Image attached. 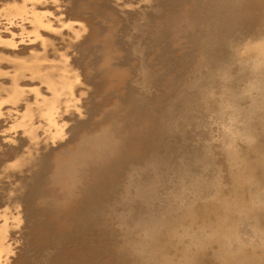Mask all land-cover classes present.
<instances>
[{"label": "rangeland", "instance_id": "rangeland-1", "mask_svg": "<svg viewBox=\"0 0 264 264\" xmlns=\"http://www.w3.org/2000/svg\"><path fill=\"white\" fill-rule=\"evenodd\" d=\"M29 1L0 0V81L45 43L78 71L62 108L0 104V264H264V0Z\"/></svg>", "mask_w": 264, "mask_h": 264}, {"label": "bare ground", "instance_id": "bare-ground-1", "mask_svg": "<svg viewBox=\"0 0 264 264\" xmlns=\"http://www.w3.org/2000/svg\"><path fill=\"white\" fill-rule=\"evenodd\" d=\"M19 1V0H18ZM28 2H30L29 0H27ZM34 1V0H33ZM39 1V0H38ZM37 1V2H38ZM42 0H40L39 2H41ZM127 1V0H126ZM179 1V0H178ZM25 2V1H24ZM35 2H36V0H35ZM38 2V3H39ZM46 1L45 0H43V3L42 4H44ZM55 2H56V0H55ZM68 2H69V0H68ZM137 2V1H136ZM22 3V2H21ZM21 3H18V2H16V1H7L6 3H5V11L6 12H8V13H10L12 16H20V17H23V18H28L29 20H31L33 23H34V25H35V30H37L38 28H40V27H46V26H48V24H49V18L50 19H53L54 20V24L55 25H57V29H59V31L61 30L62 32H64L65 33V28L66 27H68V29L70 30H74L75 31V28L73 27V23H71V22H66L63 18H65V17H60V16H55V14L56 13H54V12H56V11H54L53 12V10L52 11H48V10H45V12L46 13H48L49 15H51V16H48V18L47 17H44L43 19H40L38 16H36L35 14H30L29 12L30 11H26L24 8H23V5L21 4ZM94 3V2H93ZM24 4V3H23ZM30 4V3H29ZM29 4H27V5H29ZM32 4H30L29 5V7L31 6ZM36 5V4H35ZM40 5V4H39ZM47 5V4H46ZM49 5V4H48ZM205 5V4H204ZM34 6V5H33ZM49 6H51V5H49ZM38 7V6H37ZM44 7H46L45 5H44ZM41 8H42V6H41ZM47 8V7H46ZM32 9V8H31ZM41 10V9H40ZM81 11V10H80ZM229 11V10H228ZM41 12V11H40ZM40 12H38V13H40ZM44 12V11H43ZM7 13V14H8ZM60 13H62V11L60 12ZM181 13V12H180ZM253 13V12H252ZM40 15V14H39ZM42 18V17H41ZM257 19V18H256ZM68 20V19H67ZM69 21V20H68ZM75 24V23H74ZM82 24V23H81ZM88 24V23H87ZM78 25H80V24H78ZM233 25V24H232ZM50 27V26H49ZM76 27V26H75ZM85 27V26H84ZM230 27V26H229ZM48 28V27H47ZM52 28H53V26H52ZM82 28H83V25H82ZM81 28V29H82ZM87 28V27H86ZM76 29H77V27H76ZM84 29V28H83ZM83 29H82V31H83ZM99 29V28H98ZM263 29V28H262ZM67 30V29H66ZM68 30V31H69ZM78 30V29H77ZM80 30V29H79ZM225 30V29H224ZM55 31H56V29H55ZM60 31V32H61ZM81 31V30H80ZM86 31V30H85ZM60 32H59V34H60ZM61 32V33H62ZM69 32H71V31H69ZM79 32V31H78ZM73 33V32H72ZM75 33V32H74ZM63 34V33H62ZM71 34V33H70ZM70 34L68 35V36H70ZM77 34H79V33H77ZM76 34V35H77ZM80 34H81V32H80ZM93 34V33H92ZM82 35V34H81ZM37 37H39V36H37ZM46 37V36H45ZM63 37V36H62ZM67 37V36H66ZM71 37H73V35L71 36ZM69 38V39H66V43H63L62 42V44H64V45H62V46H60L61 48H63L64 46H65V44H67V46L68 47H70V48H72V45H70L69 43H74V41L77 39V37H76V39L73 41V39L72 38ZM81 37V36H80ZM101 37V36H100ZM58 38V37H57ZM57 38L54 40V44H56V42H57ZM59 39H61L62 40V38L60 37ZM73 41H71V40ZM78 39H80V38H78ZM77 39V40H78ZM263 40H264V38H262ZM51 40V39H50ZM65 40V39H64ZM46 41H47V39H46ZM56 41V42H55ZM80 41V40H79ZM43 42V41H42ZM49 42V41H48ZM262 42V41H261ZM59 43V42H58ZM61 43V42H60ZM78 43H80V42H78ZM250 43V42H249ZM50 44V43H49ZM258 44V43H257ZM260 44V43H259ZM262 44V43H261ZM38 44H36V46H37ZM76 45V44H75ZM79 45V44H78ZM251 45H253V44H251ZM256 45V44H255ZM43 46H47V44L45 43V44H43ZM43 46H41V44H39V46H37V47H31V48H24V49H26L27 51H25V53H26V55L27 56H19V55H17V54H15V55H11V62H12V64H13V67L11 68V70L10 71H8V73H5V74H7V76H8V81H6V82H2V81H0V104L1 103H3L4 101H9V102H17V101H24L23 103H25V102H27V104H31L33 101H31V98L32 97H34L33 99L34 100H36L37 98H36V96H38V97H40V99H47V101H50L51 103H53V104H55L56 102H57V104L59 103V106H60V104H62L64 101H63V99H64V96H66V94H68V93H70L71 92V89H72V86L73 85H71V80H72V74L71 73H73V72H71V70H72V68H70V66H69V63L67 62V60L65 59V57L66 56H63V55H61V56H63L64 58H61V59H53V58H50L49 57V53H48V51H46V50H44V48H43ZM250 46V45H249ZM260 46V45H259ZM258 46V47H259ZM264 46V45H263ZM263 46H262V48H263ZM50 47V46H49ZM52 48H50V49H53V46H51ZM56 48V47H55ZM65 48V47H64ZM58 49V47L55 49V50H57ZM251 49V48H250ZM249 49V50H250ZM254 49H256L255 48V46H254ZM253 49V51H255ZM54 50V51H55ZM63 50V49H62ZM68 50V49H67ZM245 50H246V47H245ZM263 51H264V49H262ZM50 51V50H49ZM53 51V52H54ZM58 51H59V49H58ZM66 50H64L63 52H61V50L59 51V53L58 54H60V53H64ZM246 51H248V50H246ZM252 51V50H251ZM52 52V53H53ZM68 52V51H67ZM70 52V51H69ZM243 52V51H242ZM241 52V53H242ZM261 53H262V51H260ZM54 53H56V52H54ZM66 53V52H65ZM245 53V52H244ZM243 53V54H244ZM255 53H256V51H255ZM68 53H66V55H67ZM246 54V53H245ZM248 54V53H247ZM258 54V53H257ZM264 54V53H263ZM25 55V54H24ZM69 55V54H68ZM252 55V54H251ZM51 56V55H50ZM253 56V55H252ZM260 56V55H259ZM51 57H53V56H51ZM57 57V56H56ZM245 57V56H244ZM248 57H249V55H248ZM68 60H69V58L68 57H66ZM75 58V57H74ZM258 58V57H257ZM261 58V57H260ZM259 58V59H260ZM263 58H264V56H263ZM262 58V59H263ZM242 59H244L243 57H242ZM254 59V58H253ZM70 60H72V59H70ZM74 60V59H73ZM247 60V59H246ZM246 60H245V62H246ZM255 60H257V59H255ZM255 60H253V61H255ZM261 60V59H260ZM264 60V59H263ZM262 60V61H263ZM251 61H252V59H251ZM261 61V62H262ZM69 62H71V61H69ZM256 62V61H255ZM255 62H254V64H255ZM260 62V63H261ZM252 63V62H251ZM263 63V62H262ZM75 64V63H74ZM70 65H71V63H70ZM255 65H258V64H255ZM262 64H260V66H261ZM75 66V65H74ZM264 66V65H263ZM258 67H259V65H258ZM72 71H75L74 69L72 70ZM76 71H78V70H76ZM75 71V73H77ZM1 70H0V74H1ZM4 73V72H3ZM26 75H29L30 77H32V78H34V79H36V80H39L40 81V84H39V82H38V84H36L35 83V85H29V86H32V90H34V92L32 93V94H29V91H28V88H26L25 86L26 85H28V84H26V85H22V83L24 84V82H22L21 81V79L24 77V76H26ZM76 75H78V74H76ZM77 77V76H76ZM28 78V77H27ZM81 78V77H80ZM79 78V79H80ZM22 83H21V82ZM79 81V80H78ZM81 83H82V81H80ZM78 83V82H77ZM80 83V84H81ZM73 84H75V83H73ZM78 86V85H77ZM79 87H81V86H79ZM30 89V88H29ZM83 92V91H82ZM72 93V92H71ZM79 94H80V92H78ZM219 94H220V92H219ZM218 94V95H219ZM75 95V94H74ZM83 95V94H82ZM212 95H213V93H212ZM73 96V95H72ZM79 96V95H78ZM214 96V95H213ZM80 97H82V96H80ZM219 97V96H218ZM221 97V96H220ZM213 98V97H212ZM223 98V97H222ZM221 98V99H222ZM227 98V97H226ZM40 99H38L39 101H40ZM73 99H75V98H73ZM218 99H220V98H218ZM217 99V100H218ZM3 100V101H2ZM76 100V99H75ZM79 100V99H78ZM211 100V99H210ZM39 101H37L36 103L37 104H39L38 102ZM50 102H48V103H50ZM69 102V101H68ZM76 102V101H75ZM209 102V101H208ZM218 102V101H217ZM23 103H21V104H23ZM36 103H34V104H36ZM73 103V102H72ZM212 103H213V101H212ZM212 103H211V105H212ZM219 103H221V102H219ZM224 102H222V104H223ZM16 104V103H15ZM33 104V105H34ZM80 104V103H79ZM41 104H39V106H40ZM48 105V104H47ZM63 105V104H62ZM71 105H73V104H71ZM223 105H225V103L223 104ZM11 106V105H10ZM15 106H17V105H15ZM22 106H24V104L22 105ZM27 106V105H26ZM32 106V105H31ZM42 106H43V104H42ZM81 106V105H80ZM92 106V105H91ZM5 107V106H4ZM21 107V106H20ZM19 107V108H20ZM46 107V106H45ZM53 107V106H52ZM57 107V106H56ZM61 108H62V106H60ZM70 107V106H69ZM68 107V108H69ZM72 108H73V106H71ZM78 107H79V105H78ZM208 107H209V105H208ZM16 108V107H15ZM18 108V107H17ZM23 108V107H22ZM27 108V107H26ZM32 108V107H31ZM30 108V109H31ZM36 108V107H35ZM59 108V107H58ZM61 108H59V109H61ZM71 108V109H72ZM209 108H212V107H209ZM3 109V108H2ZM33 109V108H32ZM37 109V108H36ZM63 109L65 110V108L63 107ZM70 109V110H71ZM194 109V108H193ZM10 110V109H9ZM17 110V109H16ZM21 110V109H20ZM23 110V109H22ZM41 110H43V107H42V109ZM44 110H45V108H44ZM47 110H49V109H47ZM56 110H57V108H56ZM66 110H67V108H66ZM65 110V111H66ZM34 111H35V109H34ZM34 111H33V114H34ZM76 111V110H75ZM27 112V111H26ZM43 112V111H42ZM49 112V111H48ZM30 113H32V112H30ZM50 113V112H49ZM66 113V112H65ZM68 113H69V115L71 114L70 113V111H68ZM67 113V114H68ZM72 113H74V112H72ZM1 114H2V112H1ZM7 114V113H6ZM35 114H36V112H35ZM47 114V113H46ZM45 114V115H46ZM60 114V113H59ZM62 114V113H61ZM66 114V115H67ZM75 114V113H74ZM10 115V114H9ZM13 115H14V113H13ZM32 115V114H31ZM45 115H43L44 117H45ZM51 115V114H50ZM54 115V114H53ZM65 115V114H64ZM65 115V116H66ZM7 116V115H6ZM18 116V115H17ZM24 116V115H23ZM62 116H63V114H62ZM71 116V115H70ZM24 117H26V116H24ZM33 117H34V115H33ZM41 117H42V114H41ZM40 117V118H41ZM13 118V117H12ZM12 118H11V120H12ZM40 118L38 119V120H40ZM48 118V117H47ZM50 118V117H49ZM53 118H54V116H53ZM57 118H59V117H57ZM64 118V117H63ZM66 119H67V117H65ZM69 118V117H68ZM71 118V117H70ZM7 119V118H6ZM34 119V121H35V118H33ZM37 119V118H36ZM46 119V118H45ZM45 119H44V121H45ZM55 120H56V118H54ZM60 119V118H59ZM61 119H62V117H61ZM94 119V118H93ZM18 120V119H17ZM25 120V119H24ZM31 120H32V117H31ZM50 120L52 121V119L50 118ZM68 120H70V119H68ZM13 121H14V119H13ZM18 121H20V120H18ZM30 121V120H29ZM56 121H58V120H56ZM56 121H54V122H56ZM61 121V120H60ZM15 122V121H14ZM23 122H25V121H23ZM32 122V121H31ZM40 122V121H39ZM46 122V121H45ZM67 122V121H66ZM20 123V122H19ZM26 124L28 123V122H25ZM30 123V122H29ZM41 123V122H40ZM44 123V122H43ZM47 123V122H46ZM51 123V122H50ZM57 123V122H56ZM59 124H60V122H58ZM63 123V122H62ZM17 124V123H16ZM15 124V126H17ZM45 124V123H44ZM51 124H54L53 122L51 123ZM58 124V125H59ZM33 125H35L34 123H33ZM36 125H37V123H36ZM43 125V124H42ZM46 125V124H45ZM50 125V124H49ZM55 125V124H54ZM54 125H53V127H54ZM60 125H62V124H60ZM63 125H64V123H63ZM257 125V124H256ZM10 126V125H9ZM29 126H31L30 124H29ZM39 126V125H38ZM44 126V125H43ZM43 126H41V127H43ZM48 126V125H47ZM19 127V126H18ZM24 127V126H23ZM36 127V126H35ZM34 127V129H31V128H33V126L31 127V128H29V129H31V130H33V131H35L36 130V128ZM50 127H51V125H50ZM63 127H65V126H63ZM63 127H61V130H63L62 128ZM28 128V127H27ZM55 128H57V127H55ZM17 129V128H16ZM19 129V128H18ZM41 129V128H40ZM48 129H49V127H48ZM59 129V128H58ZM57 129V130H58ZM8 130V129H7ZM45 130H47V129H45ZM56 130V129H55ZM14 131V130H13ZM20 131V130H19ZM18 131V132H19ZM48 131V130H47ZM53 131H54V129H53ZM65 131V130H64ZM37 132V131H36ZM41 132V131H40ZM58 132V131H57ZM63 132V131H62ZM29 133H31V132H29ZM50 133V132H49ZM55 133V132H54ZM67 133V132H66ZM9 134H10V132H9ZM36 134V133H35ZM56 134V133H55ZM60 134V133H59ZM63 134V133H62ZM5 135H7V134H5ZM25 135V134H24ZM42 135V134H41ZM64 135V134H63ZM22 136V135H21ZM33 136V135H32ZM58 136V135H57ZM65 136V135H64ZM64 136H62V137H64ZM5 136H3V138H4ZM11 137V136H10ZM23 137V136H22ZM42 137V136H41ZM16 138V137H15ZM47 138H49L48 136H47ZM59 138V137H58ZM1 139H2V137H1ZM12 140H13V138H11ZM30 139V138H29ZM36 139V138H35ZM43 139H45V138H43ZM53 139V138H52ZM57 139V138H56ZM19 140V139H18ZM17 140V141H18ZM21 140H23V139H21ZM36 140H38V139H36ZM50 140V139H49ZM1 141V140H0ZM2 141H4V140H2ZM26 141V140H25ZM45 141V140H44ZM34 142V141H33ZM33 142H32V144H33ZM40 142H41V140H40ZM4 143V142H3ZM3 143H2V145H3ZM27 143V142H26ZM45 143V142H44ZM43 143V144H44ZM49 143V142H48ZM22 143H20V145H21ZM14 144H12L11 146H13ZM16 145V144H15ZM19 145V144H18ZM25 145H27V144H25ZM29 145V144H28ZM38 145V144H37ZM6 146H7V144H6ZM30 146H31V144H30ZM5 147V146H4ZM19 147V146H18ZM42 147V146H41ZM7 148V147H6ZM16 148V146L14 147V149ZM29 148L31 149V147H28V150H29ZM38 148V147H37ZM0 149H1V147H0ZM13 149V148H12ZM14 149H13V151H14ZM21 149V148H20ZM22 149H25V148H22ZM34 149V148H33ZM39 149H40V147H39ZM6 150V149H5ZM4 150V151H5ZM10 150H11V148H10ZM32 150V149H31ZM36 150V149H35ZM4 151L2 152V154L4 153ZM20 151V150H19ZM25 151H26V149H25ZM38 151V150H37ZM1 152V151H0ZM15 152V151H14ZM17 152V151H16ZM24 152V151H23ZM6 153H8V152H6ZM12 152H10L9 154H11ZM29 153V152H28ZM34 153L36 154V152L34 151ZM19 154H21L22 155V153H19ZM18 154V155H19ZM34 154V155H35ZM44 154V153H43ZM42 154V155H43ZM1 155V154H0ZM14 155H15V153H14ZM13 155V156H14ZM16 155H17V153H16ZM15 155V156H16ZM28 155V154H27ZM33 155V154H32ZM39 155V154H38ZM37 154H36V156H38ZM41 155V154H40ZM5 156V155H4ZM3 156V157H4ZM24 156H25V154H24ZM31 156V155H30ZM35 156V158L37 159V157ZM19 157H20V155H19ZM25 157H27V156H25ZM39 157V156H38ZM12 158V157H11ZM17 158V157H16ZM31 158V157H30ZM35 158H32V159H35ZM8 159H10L9 157H8ZM12 159H14V157L12 158ZM25 159V158H24ZM35 159V160H36ZM0 160H1V158H0ZM6 160V159H5ZM16 161V160H15ZM20 161H21V158H20ZM6 162V161H5ZM8 162H10L9 160H8ZM12 162V161H11ZM11 162H10V164H11ZM19 162V161H18ZM17 162V163H18ZM24 161H22V163H23ZM30 162V161H29ZM38 162H39V160H38ZM41 162V161H40ZM39 162V163H40ZM21 163V164H22ZM31 163V162H30ZM39 163H38V165H39ZM4 164V163H3ZM9 164V165H10ZM20 164V163H19ZM25 164H26V162H25ZM32 164V163H31ZM30 165V164H29ZM28 165V166H29ZM1 166H2V164H1ZM5 166V165H4ZM8 166V165H7ZM11 166V165H10ZM9 166V167H10ZM19 166V165H18ZM26 166V165H25ZM6 167V166H5ZM14 167V166H13ZM24 167V166H23ZM32 167V166H31ZM35 167V166H34ZM7 168V167H6ZM22 168V167H21ZM28 168H30V167H28ZM27 168V169H28ZM2 169H3V166H2ZM5 169V168H4ZM8 169V168H7ZM24 169H26V167L24 168ZM14 170H15V167H14ZM21 170V169H20ZM23 170V169H22ZM24 171H27V170H24ZM30 171H31V169H30ZM0 172H1V169H0ZM15 172V171H14ZM19 172V171H18ZM9 173V172H8ZM8 173H7V175H8ZM23 173V172H22ZM13 173H11V175H12ZM15 174H17V173H15ZM26 174V173H25ZM1 175V174H0ZM19 175V174H18ZM21 175V174H20ZM241 175V174H240ZM10 176V175H9ZM8 176V177H9ZM16 176V175H15ZM1 177V176H0ZM5 177H6V174H5ZM4 177V178H5ZM21 177V176H20ZM189 177V176H188ZM11 178V177H10ZM13 179V178H12ZM17 179H18V177H17ZM17 179H15V181L17 180ZM23 180H25V179H23ZM1 181H2V179H1ZM5 181V180H4ZM11 181H13V180H11ZM15 181H13V184H14V182ZM8 182V181H7ZM16 182H18V181H16ZM23 182H25V181H23ZM2 184V183H1ZM9 184V183H8ZM3 185V184H2ZM21 185H22V183H21ZM24 185V184H23ZM22 185V186H23ZM9 186V185H8ZM8 186H6V187H8ZM17 186H19V183H18V185ZM1 187V186H0ZM5 187V186H4ZM12 187V186H11ZM16 187V186H15ZM14 187V188H15ZM21 187V186H20ZM2 188V187H1ZM13 188V189H14ZM18 189H20L19 187H17ZM17 188H15V189H17ZM24 188V186L22 187V189ZM3 189V188H2ZM5 189V188H4ZM7 192V191H6ZM14 192V191H13ZM13 192H12V195L11 196H13ZM22 192V191H21ZM20 191L18 192V194H20L21 193ZM2 193V192H1ZM4 193V192H3ZM15 193H16V191H15ZM17 194V195H18ZM7 195V194H6ZM21 195H23L22 193H21ZM223 195H225V194H223ZM19 196V195H18ZM10 197V196H9ZM21 198V197H20ZM23 198V197H22ZM14 199V198H13ZM4 201H5V199H3ZM24 200H25V196H24ZM1 201V200H0ZM3 201V202H4ZM20 201V200H19ZM26 201V200H25ZM2 202V201H1ZM22 203V202H21ZM23 203H24V201H23ZM2 204V203H1ZM10 204V203H9ZM19 205H20V202H19ZM3 206H4V204H3ZM10 206V205H9ZM257 206V205H256ZM20 207V206H19ZM5 207H3V209H4ZM235 208V207H234ZM1 209H2V207H1ZM0 209V210H1ZM11 209H13V208H11ZM15 209V208H14ZM228 209H230V208H228ZM214 210V209H213ZM236 210V209H235ZM2 211V210H1ZM4 211V210H3ZM3 211L1 212L2 214H3ZM14 211V210H13ZM113 211V210H112ZM256 211V210H255ZM19 212V211H18ZM220 212H221V210H220ZM9 213V212H8ZM12 213V212H11ZM14 213V212H13ZM16 213V212H15ZM20 213H22V211L20 212ZM227 213V212H226ZM10 214V213H9ZM19 214V213H18ZM1 215V214H0ZM20 215V214H19ZM241 215V214H240ZM13 216V218H15L14 217V215H12ZM237 216V215H236ZM20 217H21V215H20ZM235 217V216H234ZM2 218V217H1ZM8 218H9V216H8ZM115 218V217H114ZM241 218V217H240ZM1 220V219H0ZM5 220V219H4ZM8 220V219H7ZM17 220V219H16ZM22 220V219H21ZM1 222V221H0ZM4 223H5V221H4ZM8 223V222H7ZM6 223V224H7ZM18 223H19V221H18ZM18 223H16V224H18ZM257 223V222H256ZM137 224V223H136ZM1 225V224H0ZM9 225V224H8ZM140 225V224H139ZM3 226V225H2ZM5 226V225H4ZM6 227V226H5ZM15 227V226H14ZM12 228H13V226H12ZM18 228V227H17ZM144 228V227H143ZM226 228V227H225ZM1 229V228H0ZM5 229V228H4ZM11 229V228H10ZM3 230V229H2ZM7 230V229H6ZM12 230V229H11ZM15 230V229H14ZM8 231H10L9 229H8ZM96 231V230H95ZM12 232V231H11ZM144 232V231H143ZM8 233V232H7ZM6 234V233H5ZM10 235H12V233L10 234ZM9 235V236H10ZM151 235H149V237H150ZM153 236V235H152ZM261 236H263V235H261ZM3 237V236H2ZM169 237V236H168ZM5 238V237H4ZM125 239V238H124ZM2 240V239H1ZM5 241V240H4ZM8 242H9V240H7ZM119 243V242H118ZM1 244V243H0ZM6 244V243H5ZM4 244V245H5ZM8 244V243H7ZM120 244V243H119ZM221 244V243H220ZM10 245H11V243H10ZM121 245V244H120ZM2 246V245H1ZM0 246V247H1ZM198 246V245H197ZM216 246V245H215ZM218 246V245H217ZM4 246H2L1 248H3ZM6 248V247H5ZM4 248V249H5ZM8 248V247H7ZM6 248V249H7ZM201 248H203V247H201ZM208 248V247H207ZM5 249V250H6ZM14 249V248H13ZM162 251V250H161ZM10 252H12V251H10ZM9 252V253H10ZM160 252V251H159ZM182 252V251H181ZM1 253V252H0ZM6 252H4V254H5ZM3 254V255H4ZM2 255V254H1ZM8 257L9 258V255L7 254V255H5L4 257ZM2 257V256H1ZM2 259V258H1ZM3 259H5V258H3ZM7 259V258H6ZM169 261V260H168ZM2 262H3V260H2ZM4 262H5V260H4ZM3 262V263H4Z\"/></svg>", "mask_w": 264, "mask_h": 264}]
</instances>
